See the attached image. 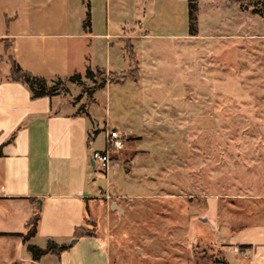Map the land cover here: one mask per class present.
<instances>
[{"label":"rangeland","instance_id":"374dc122","mask_svg":"<svg viewBox=\"0 0 264 264\" xmlns=\"http://www.w3.org/2000/svg\"><path fill=\"white\" fill-rule=\"evenodd\" d=\"M118 9L112 0V17ZM125 9L126 31L152 35L133 43L141 82L137 71L110 76V86L75 102L94 83L64 79L61 99L88 111L91 148H105L106 130L127 139L106 174H88L118 206L107 215L89 202L82 231L96 227L100 244L107 239L111 264H264V0H124ZM129 145L137 151L122 160ZM212 197L216 228L201 220Z\"/></svg>","mask_w":264,"mask_h":264},{"label":"crops","instance_id":"0c3cea01","mask_svg":"<svg viewBox=\"0 0 264 264\" xmlns=\"http://www.w3.org/2000/svg\"><path fill=\"white\" fill-rule=\"evenodd\" d=\"M114 1H120L118 15L109 12L112 0H103L102 21L97 12L102 0H0V264H111L107 239L100 244L92 230L96 227L74 236L89 220V202L103 206L107 215L118 206L109 203V193H96L88 184L89 169L95 171L90 159L94 132L83 101L64 102L65 95L33 99L23 80L10 79V70L15 62L33 76L55 81L74 73L83 76L87 67L120 79L135 69L132 80L140 83L144 75L133 43L152 35L126 31L124 0ZM87 4L89 31L83 28ZM133 8L139 22L138 3ZM179 36L187 39L192 34L185 31ZM130 47L135 58L127 70ZM135 151L129 145L122 160L132 158ZM216 206L213 198L204 214L212 228L214 220L208 214L215 218ZM36 213L37 233L29 243L44 248L53 241L66 250L33 261L21 235ZM37 240L45 246L33 243Z\"/></svg>","mask_w":264,"mask_h":264},{"label":"trees","instance_id":"16d2710c","mask_svg":"<svg viewBox=\"0 0 264 264\" xmlns=\"http://www.w3.org/2000/svg\"><path fill=\"white\" fill-rule=\"evenodd\" d=\"M192 0H188V5L190 6V2ZM189 17L191 18V11L189 10ZM83 28L86 31L90 30V7L87 4L86 6V15L83 22ZM130 52V51H129ZM130 57H134L133 54L130 52ZM135 72V69L133 71H130L126 74V77H122L121 79L124 80L125 78L129 77L130 73ZM97 75H105L104 71H101L97 69L95 72H92L89 67L86 68L84 75L82 76L80 73H74L71 76H69L66 81L76 84L77 86L81 87L84 86V79H88L94 83L93 87L88 88H82L80 95L75 99L79 100V98L82 96V94H88L89 97H92L93 94L100 88H104L107 83L113 82V78L110 76L108 79L101 78L99 81H97L96 77ZM10 79L13 81H19L23 80L30 93L31 97L33 99L40 98V97H53L57 95H68L69 90L65 85V81L61 79H57L55 81H48L41 77L33 76L32 74L22 70L18 65L15 64V62H12L11 64V70H10ZM114 82H121L120 78H115ZM74 102V103H75ZM38 221H39V214L36 213L34 216L29 220V222L26 225V233L24 235H21L22 242L26 246L27 251L30 253L33 261H38L43 256L49 254V253H55L60 254L61 252L65 251L66 249L62 246L57 245L53 241H48L46 246L44 248L38 247L36 245L30 244L29 241L36 236L37 233V227H38ZM84 233L82 231V228H78L75 230V237L82 236ZM246 248H250L249 246H246ZM18 264V263H13ZM221 264H227L225 261H221Z\"/></svg>","mask_w":264,"mask_h":264},{"label":"built area","instance_id":"2783aa9c","mask_svg":"<svg viewBox=\"0 0 264 264\" xmlns=\"http://www.w3.org/2000/svg\"><path fill=\"white\" fill-rule=\"evenodd\" d=\"M127 139L118 130L105 131V148L102 151L92 150L90 159L95 170L104 171L106 174L113 162V157L125 150Z\"/></svg>","mask_w":264,"mask_h":264},{"label":"water","instance_id":"95a60500","mask_svg":"<svg viewBox=\"0 0 264 264\" xmlns=\"http://www.w3.org/2000/svg\"><path fill=\"white\" fill-rule=\"evenodd\" d=\"M201 220H204V219H201ZM205 222H208V221H206L205 220ZM75 242V239H73L70 243H69V245H67L66 247H70V246H72V244Z\"/></svg>","mask_w":264,"mask_h":264}]
</instances>
